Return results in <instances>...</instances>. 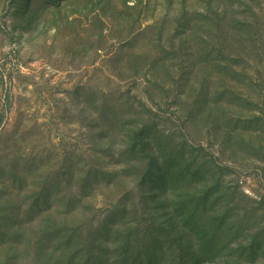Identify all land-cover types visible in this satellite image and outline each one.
<instances>
[{
    "label": "rangeland",
    "instance_id": "rangeland-1",
    "mask_svg": "<svg viewBox=\"0 0 264 264\" xmlns=\"http://www.w3.org/2000/svg\"><path fill=\"white\" fill-rule=\"evenodd\" d=\"M0 264H264V0H0Z\"/></svg>",
    "mask_w": 264,
    "mask_h": 264
}]
</instances>
